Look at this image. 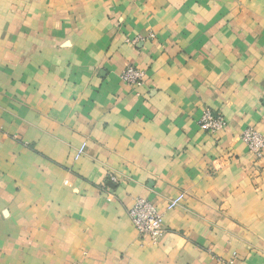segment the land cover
Masks as SVG:
<instances>
[{"label": "crops", "instance_id": "obj_1", "mask_svg": "<svg viewBox=\"0 0 264 264\" xmlns=\"http://www.w3.org/2000/svg\"><path fill=\"white\" fill-rule=\"evenodd\" d=\"M247 129L264 138V0H0V264H264Z\"/></svg>", "mask_w": 264, "mask_h": 264}, {"label": "built area", "instance_id": "obj_2", "mask_svg": "<svg viewBox=\"0 0 264 264\" xmlns=\"http://www.w3.org/2000/svg\"><path fill=\"white\" fill-rule=\"evenodd\" d=\"M144 72L133 66L127 67L120 75V80L127 85L138 86L141 84ZM226 126V121L221 114L205 110L199 120L201 130L216 135ZM240 139L246 144L250 154L255 159L260 160L264 154V138L254 131L247 129L242 132ZM110 183L115 184L114 177L109 178ZM128 216L137 235L142 240H148L151 243H158L165 233L162 215L155 206L145 199L137 198L128 210Z\"/></svg>", "mask_w": 264, "mask_h": 264}]
</instances>
